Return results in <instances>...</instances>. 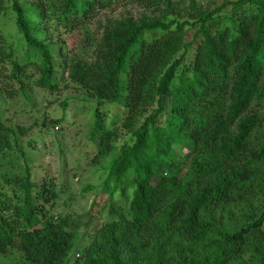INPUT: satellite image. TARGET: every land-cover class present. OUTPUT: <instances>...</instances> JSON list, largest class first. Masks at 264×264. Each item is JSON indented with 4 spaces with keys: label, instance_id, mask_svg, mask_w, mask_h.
I'll list each match as a JSON object with an SVG mask.
<instances>
[{
    "label": "trees",
    "instance_id": "obj_1",
    "mask_svg": "<svg viewBox=\"0 0 264 264\" xmlns=\"http://www.w3.org/2000/svg\"><path fill=\"white\" fill-rule=\"evenodd\" d=\"M126 1L0 0V90L25 94L31 63L39 87L59 88L49 35L32 33L26 5L43 29L54 20L71 31ZM188 1L180 17L173 0H141L162 15L106 19L89 59H62L61 78L95 102L91 163L102 193L112 185L129 211L89 230L82 253L77 218L51 210L57 185L33 181L22 143L30 129L0 119V256L17 248L22 264H264V0L205 10ZM8 16L38 60L6 49ZM104 105L122 110L110 127ZM121 131L130 140L118 148Z\"/></svg>",
    "mask_w": 264,
    "mask_h": 264
},
{
    "label": "rangeland",
    "instance_id": "obj_2",
    "mask_svg": "<svg viewBox=\"0 0 264 264\" xmlns=\"http://www.w3.org/2000/svg\"><path fill=\"white\" fill-rule=\"evenodd\" d=\"M195 1L198 7L205 10L226 1L236 0ZM188 6V0H173L170 10L181 17ZM25 8L29 12L32 33L37 37L40 33L41 37H44L45 33L49 35L48 44L52 50L56 67L55 79L59 82V88L50 92L39 87L36 81L40 74L36 65L31 63L22 77L26 86L25 94L20 92L17 98L9 99L0 90V119L8 126L30 129L22 137V143L26 159L31 165L33 181L41 183L46 179L57 185L59 195L51 210L58 216L77 218L74 225L81 235L78 252L82 253V246L89 240L87 232L97 225L118 220L119 213L128 215V202L119 191L111 196L112 185L102 193L104 174L91 163V158L98 149L97 142L91 138L95 102L83 89L71 84L66 78H61L60 65L66 57L89 59L106 19L127 15L138 18L143 13L157 17L162 15V9H146L141 0H127L123 6H114L108 11L98 12L89 23L67 31L66 28L56 25L54 20L47 21L51 28L43 29V26L38 24V11L29 5ZM2 32L6 49L13 57L22 61L38 60L33 52L27 50L12 16L3 20ZM121 78L123 81L126 79L125 73H122ZM14 87L17 88L18 85ZM118 107L103 106L105 127L112 126V122L121 117L122 110ZM51 120H59L60 123L49 124ZM44 122L48 123L47 126L43 125ZM119 134V138L114 142L118 148L130 140L125 131ZM88 217H91L92 223L86 225ZM20 257L18 249L11 248L9 253L0 256V264H22Z\"/></svg>",
    "mask_w": 264,
    "mask_h": 264
}]
</instances>
